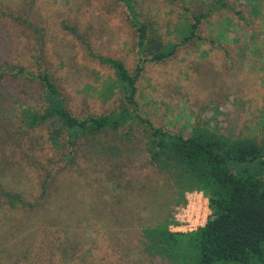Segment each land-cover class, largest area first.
Listing matches in <instances>:
<instances>
[{"label":"rangeland","instance_id":"374dc122","mask_svg":"<svg viewBox=\"0 0 264 264\" xmlns=\"http://www.w3.org/2000/svg\"><path fill=\"white\" fill-rule=\"evenodd\" d=\"M224 1L225 6L202 20L195 37L179 46L172 58L144 65L136 83V114L154 127L184 137L199 124L264 145V0ZM132 4L138 19L163 42L179 44L188 34L193 15L214 9L215 0H132ZM17 18L27 20L39 32L21 25ZM90 53L119 60L129 73L135 72L137 34L121 1L0 0V63L21 66L30 73L29 78L6 75L3 79L1 188L34 203L47 174L43 168H50L60 157L46 145L50 124L35 131L22 125L23 111L41 110L42 88L34 80L38 73L51 75L77 118L122 108L132 113L116 85L110 91L105 88L115 80L113 70ZM117 133L102 146L104 150L114 147L113 157L105 155L108 159L103 162L102 157L92 155L87 169H74L69 177L61 178L66 195L55 193L50 198L45 223L28 210V214L0 215L2 262L7 260L5 245L11 243L15 244L12 254L18 253L22 263L54 264L52 258L59 251L55 239L62 232L59 217L71 218L73 226L83 214L89 221L80 224L85 235H76L75 242L72 236L77 258L57 264H169L144 253L141 228L166 219L173 222L172 232H189L205 224L210 215L207 199L199 192H186L181 203L178 190L149 163L142 127L129 122ZM82 149L86 156V146ZM98 165L112 183L90 175L89 166L98 170ZM96 189L106 195L103 200L111 207L105 209L98 200V219L92 220L90 203Z\"/></svg>","mask_w":264,"mask_h":264},{"label":"trees","instance_id":"16d2710c","mask_svg":"<svg viewBox=\"0 0 264 264\" xmlns=\"http://www.w3.org/2000/svg\"><path fill=\"white\" fill-rule=\"evenodd\" d=\"M119 1L129 11L131 24L137 34L139 58L135 72L129 73L119 60L92 53L90 55L99 64L113 70L115 80L105 88L110 91L116 85L125 102L133 108L132 113L122 108L119 112L102 116L77 118L68 109L65 98L50 74L41 72L34 76L42 88L41 110L23 111L22 125L28 131L51 125L46 128V145L60 156L57 162L51 163V167L58 170L43 168L47 174L40 184L41 194L34 203L26 201L19 193L0 187V215L28 210L35 213L40 223H45L50 215L51 197L55 193L66 195L61 178L69 177L74 169H87L86 166L94 157L92 155L102 157L103 162L108 159H104L105 155L113 157L110 155L114 147L104 150L102 146L108 143L106 138L111 136L113 140V137L118 136V130L130 122L142 127L149 163L178 190L182 196L181 203H185L184 193L199 192L207 199L210 211L205 224L189 232L170 231L173 222L168 219L154 226H143L140 231L144 253L149 257L167 260L169 264H264V145L254 138H231L199 124L193 127L188 137H184L154 127L148 119L136 114V83L144 65L172 58L179 46L195 37L201 21L208 19L216 9L223 8L225 1L215 0L214 9L193 15L188 34L179 44L163 42L156 31L142 23L132 0ZM17 21L25 27L34 28L23 18H17ZM71 33L75 35L74 30ZM29 74L24 67L0 63V94L6 75L29 78ZM84 146L88 150L86 156H82L85 155L82 154ZM88 171L96 179L104 182L109 179L108 183H112L110 177L104 175L103 167L98 165V170H93L89 166ZM105 197V194L98 193V189L95 190L90 203L92 220L98 219V200L104 203L105 209L111 207L110 203L103 200ZM4 216L7 218L6 214ZM85 216H78L74 226L71 218H57L60 221L58 224L62 225V232L55 239L59 251L52 258L54 264L68 260L73 262V257L77 258L78 247L73 242L78 241L76 235L87 233L80 228L81 223L89 221ZM5 246L3 254L7 260H0V264H25L20 261L18 253L12 254L15 244L6 243ZM120 251L121 254L124 252L122 248ZM27 252L29 254L28 248ZM33 264H47V261L36 260Z\"/></svg>","mask_w":264,"mask_h":264}]
</instances>
